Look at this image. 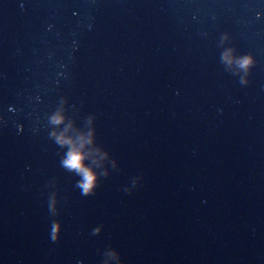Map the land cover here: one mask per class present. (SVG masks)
I'll return each instance as SVG.
<instances>
[{"label": "water", "instance_id": "1", "mask_svg": "<svg viewBox=\"0 0 264 264\" xmlns=\"http://www.w3.org/2000/svg\"><path fill=\"white\" fill-rule=\"evenodd\" d=\"M0 264H264V0H0Z\"/></svg>", "mask_w": 264, "mask_h": 264}, {"label": "clouds", "instance_id": "2", "mask_svg": "<svg viewBox=\"0 0 264 264\" xmlns=\"http://www.w3.org/2000/svg\"><path fill=\"white\" fill-rule=\"evenodd\" d=\"M241 67H247L252 63L251 57H244L239 61ZM54 123H58L59 120L57 118H53ZM63 142V141H61ZM84 154L79 150L73 149L68 153L67 159L64 161V165L70 169H74L80 172L83 176V180L80 183V187L82 188L83 195L92 194L93 189L96 185V177L95 174L88 168H86L83 164ZM56 239V237H53Z\"/></svg>", "mask_w": 264, "mask_h": 264}]
</instances>
